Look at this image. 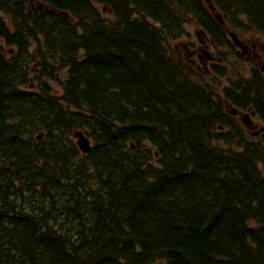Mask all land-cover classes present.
Here are the masks:
<instances>
[{"label":"trees","instance_id":"obj_1","mask_svg":"<svg viewBox=\"0 0 264 264\" xmlns=\"http://www.w3.org/2000/svg\"><path fill=\"white\" fill-rule=\"evenodd\" d=\"M37 2L0 0V264H264V132L216 88L264 124L263 74L224 46L264 0ZM190 24L225 69L171 45Z\"/></svg>","mask_w":264,"mask_h":264},{"label":"flooded vegetation","instance_id":"obj_2","mask_svg":"<svg viewBox=\"0 0 264 264\" xmlns=\"http://www.w3.org/2000/svg\"><path fill=\"white\" fill-rule=\"evenodd\" d=\"M36 4H38L37 0H29V6L31 9H36ZM39 11V10H38ZM230 36L234 37V41L230 40ZM235 43V46L240 50V47L238 45L243 46L242 53H243V58L247 64L251 65L254 70H259L264 76V44L262 46H257L255 43H249V42H244L243 39L231 34L228 30V26L224 25V46L229 45L230 43ZM199 51H200V46H197L196 48H193L192 50L189 51V54L194 56L192 58L200 59L199 58ZM229 51V50H228ZM228 51L224 50V54L228 53ZM235 54L236 51H233ZM240 53V52H239ZM234 54H231V56H235ZM241 54V53H240ZM242 56V54H241ZM233 59L240 63L241 68L243 67L244 63L241 61L240 58L238 57H233ZM225 61V59H224ZM199 62H204L203 64L205 65V68L210 69L212 65H215L216 63L219 62L218 58L216 55L213 53L211 50L208 53V58L206 60H199ZM207 66V67H206ZM224 69H225V64H224ZM242 73V72H241ZM243 74V73H242ZM233 77H235L233 75ZM215 78V76H214ZM233 80V79H232ZM224 85V111L228 113L229 115L234 116L237 120L243 122L245 126L249 130H254V127H258L257 131H253V136L256 139H260L262 137L263 133L261 130L264 128L263 123L260 119H258L255 114L250 111L249 109L243 110L241 109L238 105L229 102L225 96L228 94V89L230 88V78L228 76L227 72H224V78H217L216 77V88L220 90ZM231 103V104H230ZM236 108V109H235ZM246 113H248L251 117L249 118ZM239 118V119H238ZM257 118V119H255Z\"/></svg>","mask_w":264,"mask_h":264},{"label":"rangeland","instance_id":"obj_3","mask_svg":"<svg viewBox=\"0 0 264 264\" xmlns=\"http://www.w3.org/2000/svg\"><path fill=\"white\" fill-rule=\"evenodd\" d=\"M243 23H246V21L244 19H243ZM185 30H187V32H185L183 39L181 37L174 39L171 42L172 46L177 43L179 45V48H181L183 50V48H182V45H183L182 42L183 41L197 42V40L199 38L203 37L202 34L198 35L196 33L195 27L193 26V24L185 26ZM238 36L241 37V39L245 40L246 42L255 43L258 47L262 46V44H264V42H263L264 36L260 35L258 32L256 33L254 31L247 30L246 33H239ZM172 46H171V48H172ZM55 88H57V86H55ZM255 130H257V128H255Z\"/></svg>","mask_w":264,"mask_h":264},{"label":"water","instance_id":"obj_4","mask_svg":"<svg viewBox=\"0 0 264 264\" xmlns=\"http://www.w3.org/2000/svg\"><path fill=\"white\" fill-rule=\"evenodd\" d=\"M216 18L219 19L218 15H215ZM75 135L77 136V146L78 148L83 152V153H87L90 151L91 149V146H90V143H89V139L84 136L82 134V132H77L75 133ZM41 135H39L38 137H40Z\"/></svg>","mask_w":264,"mask_h":264}]
</instances>
